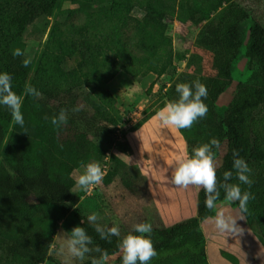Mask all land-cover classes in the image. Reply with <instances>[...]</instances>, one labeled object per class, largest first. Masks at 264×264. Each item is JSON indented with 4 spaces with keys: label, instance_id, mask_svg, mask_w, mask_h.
<instances>
[{
    "label": "trees",
    "instance_id": "trees-1",
    "mask_svg": "<svg viewBox=\"0 0 264 264\" xmlns=\"http://www.w3.org/2000/svg\"><path fill=\"white\" fill-rule=\"evenodd\" d=\"M69 1L75 8L62 10L60 17L79 15L81 20L69 24L57 20L53 24L30 81L41 96L25 97V126L14 123L6 145L13 120L10 111L0 106V264H44L50 258L58 223L80 202L73 192V172L90 162L101 163L106 156L107 150L89 134L97 126L112 135L111 127L118 122L116 99L104 86L122 70L135 78L148 73L175 77L171 39L165 35V22L175 15L198 20L202 25L195 44L197 50L210 56L211 75L186 72L175 77L159 108L146 115L134 130L178 99V83L205 84L206 116L189 129H179L187 154L212 138L220 141V147L226 143L222 164L216 169L218 183L228 170L233 171L229 183H238L232 169L233 150L245 159L252 181L241 185L242 191L252 195L246 224L264 246V12H252L236 0ZM57 3L58 0H0V71L11 74L17 94L24 92L31 65L25 68L24 57H14L13 50L21 49L26 28L51 17ZM133 8L141 10L143 18L133 16ZM247 21L251 22L249 29ZM244 46L243 57L251 69H256L260 83H239L223 111L217 102L233 82L234 67ZM195 57L192 54V61ZM71 61L74 67L65 69ZM74 107L80 110L70 111ZM61 109L69 110L68 121L55 128L50 120ZM114 161L111 175L118 174L125 165L117 156ZM204 201L201 188L196 214L169 226L162 223L156 208H152L150 216L134 223L148 221L153 226V245L159 255L152 264H210L201 225L214 217L215 210H208ZM218 202H224L223 190ZM233 205L238 208V204ZM94 245L109 256L120 253L119 245L102 241ZM121 255L113 264H121ZM82 264H90V260Z\"/></svg>",
    "mask_w": 264,
    "mask_h": 264
},
{
    "label": "rangeland",
    "instance_id": "rangeland-1",
    "mask_svg": "<svg viewBox=\"0 0 264 264\" xmlns=\"http://www.w3.org/2000/svg\"><path fill=\"white\" fill-rule=\"evenodd\" d=\"M236 1H240L252 12H264V0ZM73 8L75 5L71 4L69 0H58L51 17L38 20L26 28L20 40L21 49L25 53L23 57H31V72L26 86L30 84L36 71L53 24L57 20L66 24L81 20L79 15L60 17L62 10ZM131 14L138 18L144 16V13L137 8H133ZM250 23V21L246 22L247 29H249ZM165 26V35L171 39V50L176 68L175 77L186 72L199 76H210L211 58L206 52L197 50L195 44L202 27L198 20L188 21L175 15L165 22ZM248 37L249 33L247 32L245 44ZM244 53L245 46L241 50L240 60L234 67L233 82L217 102L223 111L233 99L239 83L246 85H259L260 83L256 69L250 68L248 60L243 57ZM192 54H196L193 61ZM73 67L74 63L71 61L68 62L65 69H72ZM175 77L148 73L135 78L122 70L104 86V89L116 99L118 122L115 127H111L113 129L112 135L105 134L100 127L96 126L89 137L107 150L104 160L100 163L106 174L100 185L94 186L88 191H82L75 186L73 192L79 196L80 202L58 223L56 235L53 237V245L50 249V258L44 264H66L65 258L57 255V249L75 226L85 228L93 238V246L97 241L119 245V238L117 237H112L111 241L99 238L94 226L87 220L88 215L93 212L98 214V223L101 225L108 227L114 224L118 225L121 237L130 232L135 222L150 216L152 208L157 209V214L166 226L183 220L193 212L196 203L194 193L188 188L172 186L171 184L176 158L179 154L175 156L166 151L170 147L165 146L164 143L171 140L168 138L170 134L161 130L163 126L157 120L151 123L146 131L140 135L136 133L138 130H134L135 126L146 115L159 108L161 102L164 101L165 92ZM13 124L12 121L5 145L10 139ZM118 127L121 130L120 138L114 135ZM3 150L4 148L2 152ZM225 150L226 143L219 148V156L215 161L216 169L222 164ZM116 156L123 160L125 165H121L118 174L114 175L113 173L111 175ZM1 160L2 156L0 155ZM83 170V166L76 169L73 172V178L76 179ZM153 188H155V192L159 193L158 199L166 200L157 204L163 212L153 202L152 193L149 192L150 190L152 192ZM176 198L182 199L183 203L176 202ZM218 207L224 210L226 214L238 216L237 208L234 205L218 202ZM179 211L187 213H181L182 216H178ZM237 223L242 228V233H220L214 228L213 218L202 223L201 230L206 238L207 256L210 264H264V246L246 224V219L238 220ZM223 253L228 258H225ZM120 254H122L121 251L117 255L109 256L107 264H113ZM98 255V253L93 252L90 257ZM90 257L84 261L70 259L67 264H82L90 260Z\"/></svg>",
    "mask_w": 264,
    "mask_h": 264
},
{
    "label": "clouds",
    "instance_id": "clouds-1",
    "mask_svg": "<svg viewBox=\"0 0 264 264\" xmlns=\"http://www.w3.org/2000/svg\"><path fill=\"white\" fill-rule=\"evenodd\" d=\"M14 57L25 56L20 48L13 50ZM27 68L31 64V57L22 61ZM178 99L167 103L155 114V119L164 127L189 129L194 123L204 118L208 112V106L204 102L208 96L205 84L194 81L193 83H178L175 87ZM41 92L31 84L27 85L23 94L13 91V78L11 74L0 71V106L10 111L12 120L20 127L25 126L22 105L25 97L37 98ZM79 107L70 111L78 112ZM68 111L61 109L54 115L50 123L55 128H60L68 121ZM220 141L216 138L192 149L190 155L178 156L172 181L176 186L187 188L189 185L202 188L205 193V207L215 210L213 217L214 228L220 233L238 234L242 228L238 220H245L248 212V202L252 195L248 191H242L241 185H250L251 168L248 163L240 157L237 150H233L232 169L235 170V178L238 183H229L233 177V171L223 173V181L218 183L216 175L215 160ZM83 172L75 179V185L82 191H88L103 182L105 170L99 162H90L83 165ZM223 190V201L227 205L238 204V216L226 214L218 207ZM98 214L93 212L88 215L87 220L94 226L95 232L101 240L111 241L112 237L119 238V249L122 253L121 264H152L153 258L159 255L153 245V226L150 222H139L132 226V230L121 237L120 227L113 225L108 227L98 223ZM70 234L60 243L57 255L65 258L66 264L70 259L84 261L95 252L98 256L90 257V264H107L109 255L107 251L99 246H93V238L84 227L75 226L69 231Z\"/></svg>",
    "mask_w": 264,
    "mask_h": 264
},
{
    "label": "crops",
    "instance_id": "crops-1",
    "mask_svg": "<svg viewBox=\"0 0 264 264\" xmlns=\"http://www.w3.org/2000/svg\"><path fill=\"white\" fill-rule=\"evenodd\" d=\"M225 101V100H224ZM156 119H155V116L154 117H152L149 121H147L141 128H139L138 129V131L136 132V133H138V135H140V133H142V132H145L146 131V129L151 125V123H153L154 121H155ZM161 130H163V132L164 133H168V134H170V136L168 137L169 139L171 138V140L169 141H166L164 144H165V146H168V147H170L169 148V150H166V151H168V152H171L172 154H174L175 156H178V154H179V156H183V155H188L187 154V148H186V143H185V140H184V138L182 137V135L180 134V132H179V130H176V129H174V128H170V127H164L163 126V129H161ZM172 138H174V139H172ZM217 160V159H216ZM215 160V161H216ZM171 184H172V186H176L174 183H173V181H171ZM149 185V184H148ZM190 191H192L193 193H194V196H195V202L197 201V193H198V191L201 189V188H198V187H196V186H193V185H189L188 187H187ZM151 189V188H150ZM150 192V194L152 193V196H153V202H154V204L155 205H157L158 203H160V202H165L166 200H164V201H162L161 199H158V192L156 191L155 192V188H153L152 189V192H151V190L149 191ZM169 200H170V198H169ZM176 200V202H178V203H180V202H182L183 203V200L182 199H178V198H176L175 199ZM170 202V201H169ZM233 205V204H232ZM157 207L159 208V206L157 205ZM181 209V208H180ZM179 209V210H180ZM238 209V208H237ZM159 210L161 211V212H163V210L161 209V208H159ZM181 213H183V214H185V213H187V212H185V211H179V213H178V216H182L181 215ZM196 214V203H195V207H194V209H193V212L188 216V217H185V218H183V219H186V218H189V217H192L193 215H195ZM222 261V260H221ZM223 263H224V261H222Z\"/></svg>",
    "mask_w": 264,
    "mask_h": 264
},
{
    "label": "built area",
    "instance_id": "built-area-1",
    "mask_svg": "<svg viewBox=\"0 0 264 264\" xmlns=\"http://www.w3.org/2000/svg\"><path fill=\"white\" fill-rule=\"evenodd\" d=\"M121 130H119V127H118V130L115 132V137H117V138H120L121 136V132H120ZM120 133V134H119Z\"/></svg>",
    "mask_w": 264,
    "mask_h": 264
}]
</instances>
